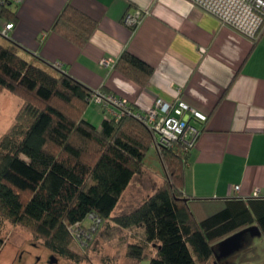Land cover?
I'll return each mask as SVG.
<instances>
[{
	"label": "trees",
	"instance_id": "obj_1",
	"mask_svg": "<svg viewBox=\"0 0 264 264\" xmlns=\"http://www.w3.org/2000/svg\"><path fill=\"white\" fill-rule=\"evenodd\" d=\"M0 20L14 24L16 13L6 7ZM96 24L67 3L51 29L81 48ZM5 39L0 43V92L19 96L23 105L0 138V218L28 228L54 254L80 260L70 247L77 242L69 228L76 222L86 227L87 214L94 212L102 225L111 220L122 228H143L145 241L157 249L149 264H206L215 259L222 239L242 231L226 264H264L250 235L254 226L264 241V197L186 195L190 148L180 143L157 150L164 168L161 185L132 210L113 216L121 194L145 168L154 144L151 130L132 112L116 118L104 109L100 125H94L84 118L87 106L96 104L88 100L92 89L53 63L25 57L20 53L25 49ZM113 67L140 84L153 71L126 50ZM130 249L135 255L142 251L136 245Z\"/></svg>",
	"mask_w": 264,
	"mask_h": 264
},
{
	"label": "crops",
	"instance_id": "obj_2",
	"mask_svg": "<svg viewBox=\"0 0 264 264\" xmlns=\"http://www.w3.org/2000/svg\"><path fill=\"white\" fill-rule=\"evenodd\" d=\"M67 3L97 23L81 48L51 29ZM11 9L16 20L9 37L25 57L59 63L88 88H103L134 111L144 112L156 98L181 96L206 114L204 121L188 119L200 133L187 153L186 195L245 198L257 190L264 197V30L252 41L188 0H22ZM135 9L146 14L132 29L123 18ZM124 50L153 68L145 84L100 64ZM94 106L84 118L99 126L105 115Z\"/></svg>",
	"mask_w": 264,
	"mask_h": 264
},
{
	"label": "rangeland",
	"instance_id": "obj_3",
	"mask_svg": "<svg viewBox=\"0 0 264 264\" xmlns=\"http://www.w3.org/2000/svg\"><path fill=\"white\" fill-rule=\"evenodd\" d=\"M1 25L0 22V27ZM7 42V39L0 36V43ZM22 105L23 100L19 96L5 90L0 92V138L14 124ZM94 107L97 108L96 104ZM163 175L164 168L156 147L152 144L146 153L145 168L132 178L112 215L126 213L138 206L161 185ZM250 228L253 245L258 249L261 261H264V241L260 239L254 226ZM82 237L86 238L83 234ZM80 243L72 242L70 246L80 256V260L61 257L45 248L42 240L34 237L28 228L0 218V264H149V260L157 256L156 244L145 241L143 228H122L111 220L105 221L90 241L85 239ZM130 245L141 247V254L132 253ZM236 256L237 254L234 257ZM52 257L56 261L50 263ZM232 259L233 257L228 261ZM212 260L206 264H212Z\"/></svg>",
	"mask_w": 264,
	"mask_h": 264
},
{
	"label": "built area",
	"instance_id": "obj_4",
	"mask_svg": "<svg viewBox=\"0 0 264 264\" xmlns=\"http://www.w3.org/2000/svg\"><path fill=\"white\" fill-rule=\"evenodd\" d=\"M22 0H0V18L3 9L18 5ZM195 6L203 9L207 13L217 18L221 24L226 25L248 39L255 41L264 30V0H188ZM146 11L135 9L124 15L123 22L134 29L142 20ZM2 23L0 36L8 38L14 24L11 21ZM204 50V48H201ZM100 64L113 66L115 59L112 57H102ZM55 67H61L59 63H53ZM90 103L100 105L107 114H113L116 118L125 112H132L135 117L142 120L151 130L154 136V146L156 149L172 146L180 143L185 148L192 147L200 133L199 129L191 125L189 118L201 121L206 119V114L191 107L181 96L172 102H167L162 98H156L153 103L144 111H132L125 99L115 96L104 89L92 90L89 98ZM112 107L116 110L112 111ZM235 190L238 185L234 186ZM257 195V190L255 191ZM89 220L86 227L80 222H76L70 227V232L78 244L85 239L92 238L94 232L102 225V219L94 212L87 214ZM86 238L82 237V234ZM82 237V238H81ZM88 241V240H87Z\"/></svg>",
	"mask_w": 264,
	"mask_h": 264
},
{
	"label": "water",
	"instance_id": "obj_5",
	"mask_svg": "<svg viewBox=\"0 0 264 264\" xmlns=\"http://www.w3.org/2000/svg\"><path fill=\"white\" fill-rule=\"evenodd\" d=\"M242 231H239L233 235L225 237L218 243V250L219 254L217 258H222L233 252L235 249L238 248V240L241 237ZM56 259L52 257L50 259V263L55 262Z\"/></svg>",
	"mask_w": 264,
	"mask_h": 264
},
{
	"label": "flooded vegetation",
	"instance_id": "obj_6",
	"mask_svg": "<svg viewBox=\"0 0 264 264\" xmlns=\"http://www.w3.org/2000/svg\"><path fill=\"white\" fill-rule=\"evenodd\" d=\"M218 254H219V250H218V252L216 254L215 259L212 260V264H226L228 262L227 256L218 259L217 258Z\"/></svg>",
	"mask_w": 264,
	"mask_h": 264
}]
</instances>
